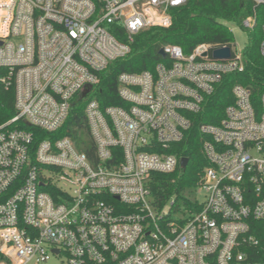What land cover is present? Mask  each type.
<instances>
[{
	"label": "built area",
	"instance_id": "built-area-1",
	"mask_svg": "<svg viewBox=\"0 0 264 264\" xmlns=\"http://www.w3.org/2000/svg\"><path fill=\"white\" fill-rule=\"evenodd\" d=\"M247 1L253 12L239 26L250 33L264 0ZM185 2L0 0V86L15 100V115L0 124V264H264V94L255 110L249 89L234 85L218 124L198 127L207 137L191 191L198 210L170 215L149 188L154 173L181 169L169 151L189 116L223 76L244 71L236 43H201L189 54L167 44L166 63L117 76L121 105L87 101L81 149L53 137L74 97L129 54L133 36L167 28L169 10ZM116 23L126 43L108 31ZM224 48L228 58H212ZM21 124L48 137L34 144Z\"/></svg>",
	"mask_w": 264,
	"mask_h": 264
},
{
	"label": "trees",
	"instance_id": "trees-1",
	"mask_svg": "<svg viewBox=\"0 0 264 264\" xmlns=\"http://www.w3.org/2000/svg\"><path fill=\"white\" fill-rule=\"evenodd\" d=\"M171 24L167 28L150 27L133 36L128 44L130 52L123 58L112 62L98 75L99 84L83 98L74 97L69 110V116L64 125L53 134V137H71L77 147L81 149L84 143L79 133L83 135L86 124L83 110L91 98H95L101 107L121 105L116 96L117 76L121 73L134 74L151 71L158 63H166L159 52L167 44L181 47L184 54H189L201 43L213 45L232 44L233 36L225 23L240 25L241 21L252 15V3L247 0H186L181 7L169 10ZM264 26V7L256 8L255 28L248 33V41L243 49L245 67L242 73L225 75L214 88L213 93L206 97L202 110L197 115L189 116L190 130L184 139L171 145L170 152L178 159H187L185 171L177 169L171 175L154 173L151 175L149 185L152 198L158 209L162 210L173 199L169 212L198 210L191 199L185 198L183 192L186 188H194L197 184V171L205 166L202 155V143L207 137L199 133L198 127L204 123L216 125L223 116V109L233 102L231 89L241 84L249 89L251 102L255 110H259L260 99L264 94V60L260 57L259 47ZM108 31L121 43H126V35L120 24L107 27ZM14 95L0 86V124L13 118ZM21 128L34 136L37 144L48 134L21 124ZM88 155L93 157V149L88 148ZM1 260V256H0Z\"/></svg>",
	"mask_w": 264,
	"mask_h": 264
},
{
	"label": "rangeland",
	"instance_id": "rangeland-1",
	"mask_svg": "<svg viewBox=\"0 0 264 264\" xmlns=\"http://www.w3.org/2000/svg\"><path fill=\"white\" fill-rule=\"evenodd\" d=\"M225 26H227L229 28L230 32L232 33L233 43H236V45L240 49H244V47L246 46L247 41H248L247 31L242 29V27L238 26L237 24L225 23ZM191 191H193V188H190V187L186 188L183 192V196L185 198H188V199H193V197L191 195ZM193 195L199 204H202L205 202V197L202 193L195 194L193 192ZM168 210H169V205L166 207V211H168ZM173 213L174 212L172 211V213L170 215H173ZM175 215H178V214H175ZM49 264H54V262H50Z\"/></svg>",
	"mask_w": 264,
	"mask_h": 264
},
{
	"label": "water",
	"instance_id": "water-1",
	"mask_svg": "<svg viewBox=\"0 0 264 264\" xmlns=\"http://www.w3.org/2000/svg\"><path fill=\"white\" fill-rule=\"evenodd\" d=\"M159 54H160L161 57H164V54H163V51H162V50L159 52ZM229 55H230V50H229V48L219 49V50H215V51L212 52V58H213V59L228 58ZM87 91H88V89H86V90L82 93L81 97H84V95L87 93ZM179 164H180V168H181L183 171H185L186 168H187V165H188V164H187V159H186V158H182V159H180V160H179Z\"/></svg>",
	"mask_w": 264,
	"mask_h": 264
}]
</instances>
